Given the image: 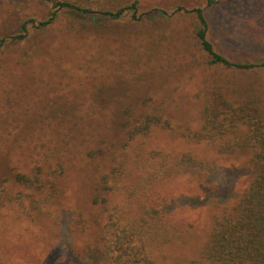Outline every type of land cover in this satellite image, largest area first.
<instances>
[{
  "label": "rangeland",
  "instance_id": "rangeland-1",
  "mask_svg": "<svg viewBox=\"0 0 264 264\" xmlns=\"http://www.w3.org/2000/svg\"><path fill=\"white\" fill-rule=\"evenodd\" d=\"M62 2L100 12L137 2V16L202 8L216 51L241 63L264 59V23L254 0H0V40L24 34L25 23L29 30L25 41H10L0 56V264H107L100 247L105 215L92 203L95 182L118 166L120 174L108 183L118 190L104 196L110 208L121 205L146 176V159L154 151L172 158L192 154L206 164L203 179L176 174L149 188L172 207L186 232L152 247L151 258L155 264H194L214 217L232 206L251 180L249 153L221 154L210 142L184 137L186 129L201 128L210 77L179 63L160 64L161 57L148 62L147 24L137 26L127 14L114 22L96 15L76 28L61 17L39 27L54 12L66 14ZM195 20L177 13L163 27L192 31ZM243 77L229 79L238 87ZM146 115H157L170 127H154L128 141L125 124ZM101 123L102 136L91 139L89 132ZM43 139L59 153L58 160L42 164L46 186L15 182L17 174L34 178L40 162L27 156Z\"/></svg>",
  "mask_w": 264,
  "mask_h": 264
},
{
  "label": "trees",
  "instance_id": "trees-1",
  "mask_svg": "<svg viewBox=\"0 0 264 264\" xmlns=\"http://www.w3.org/2000/svg\"><path fill=\"white\" fill-rule=\"evenodd\" d=\"M213 3L210 1L208 5ZM253 4L264 23V0H254ZM59 6L66 14L54 12L39 27L55 25L61 17L68 18L76 28L79 24L84 25L80 23L82 20L94 18L96 15L114 22L130 14L137 26L147 24L148 29H152L150 35L144 39V58L148 62L161 57L160 64L179 63L186 70L196 71L203 79L210 77L209 84L205 83V90H208L206 95L209 93L210 101L202 112L201 128L199 131L186 129L183 135L194 143L210 142L221 154L248 152L252 177L237 201L214 217L209 237L194 264H264V59L256 63H241L216 51L208 38L209 23L202 8L185 10L180 7L171 14L154 9L137 16V2L115 12H100L70 2H62ZM177 13L183 16L192 15L196 19L192 31L163 27V24L175 20ZM39 27L37 28L40 29ZM22 29L24 34L0 40V56L10 41L19 43L27 39V23L23 24ZM150 47L153 49L149 52L147 49ZM153 52L158 55L151 58ZM154 72H157L156 68ZM232 74L244 76L242 85L235 87L231 83L229 76ZM118 102L119 107L125 105L123 101ZM78 106L81 107L80 104ZM86 110L93 111L91 105ZM125 112H129V108ZM75 117L77 118V114ZM140 117L135 123L125 124L128 141L154 127H170L167 121L157 115ZM102 123L101 128L95 125L93 132H89L91 139L102 136ZM44 137L43 135L42 138ZM43 141V146L27 156L28 159L38 157L40 162L33 168L36 171L34 178L17 174L15 182L31 186L38 182V188L44 189L46 184L41 179L42 164L58 160L59 153L57 147H47L45 139ZM93 153L94 150L88 152L90 156ZM146 162V176L121 205L110 208L107 205L109 200L104 196L107 192L118 190L116 184L108 186L110 177L115 179L120 174L118 166L113 165L111 173H106L100 181L95 182L92 203L105 215V223L100 233V247L107 264H155L150 256L152 247L181 239L186 234L182 225L174 219L172 207L164 205L159 196H153L149 188L154 183L176 174H190L203 179L206 164L192 154L172 158L157 151L151 152Z\"/></svg>",
  "mask_w": 264,
  "mask_h": 264
}]
</instances>
